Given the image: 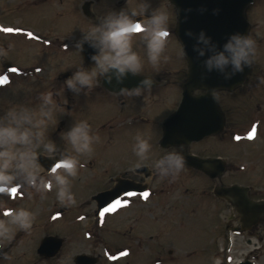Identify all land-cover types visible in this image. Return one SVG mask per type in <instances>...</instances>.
<instances>
[{
	"label": "rangeland",
	"instance_id": "rangeland-1",
	"mask_svg": "<svg viewBox=\"0 0 264 264\" xmlns=\"http://www.w3.org/2000/svg\"><path fill=\"white\" fill-rule=\"evenodd\" d=\"M82 1L0 0V50L6 54L0 56V114L14 104L34 106L39 93L51 91L63 112L57 114V125L47 133L56 144L55 155L70 152L62 133L80 119H86L91 131L100 137L90 156L78 158L82 167L71 180L76 200L73 206L60 205L55 188L44 192L13 187L0 193V219L7 218L9 208L17 207L35 215L30 232L17 230L11 242L0 245L6 249L0 264H74L73 257L80 253L98 255L96 264H236L233 260L244 257L253 264H264V225L259 222L242 230L229 204L212 196L214 179L187 167L174 180L161 179L153 168L154 161L164 154L156 146L161 125L178 104L185 72L181 48L171 32L165 47L168 60L159 66L164 67L163 72L148 64L139 34L133 37V48L143 61L139 74L158 75L165 82L143 91L138 96L142 100H134L135 110L124 108L115 95L103 94L98 88L74 94L64 86L60 75L68 72L71 76L80 68L75 45L83 32L107 12L121 8L139 11L143 2L92 0L93 17L87 20L79 12ZM259 1L263 7L254 19L263 25L264 0ZM149 6L167 11V0H150ZM172 21H168L169 31ZM254 60L256 67L244 84L217 94L225 113L224 130L192 144L191 151L220 156L227 163L221 176L224 184L248 186L249 195L264 199V84L258 82L264 77V39L257 44ZM4 61L14 65L15 71L5 70ZM137 134L148 138L151 145L144 163L151 170L150 191L134 199L136 204L127 201L125 212L111 210L94 217L89 198L93 189L134 166L137 157L132 145ZM41 175L51 179L44 169ZM93 177L104 181L88 179ZM88 186L89 191H81ZM47 234L62 237L63 244L58 254L42 258L35 250Z\"/></svg>",
	"mask_w": 264,
	"mask_h": 264
},
{
	"label": "clouds",
	"instance_id": "clouds-1",
	"mask_svg": "<svg viewBox=\"0 0 264 264\" xmlns=\"http://www.w3.org/2000/svg\"><path fill=\"white\" fill-rule=\"evenodd\" d=\"M149 5L150 0H143L139 11L123 8L111 10L83 32L82 41L88 42L94 49L89 57L94 67L78 68L65 78L64 86L74 94H79L81 90H91L99 76L108 84L115 80V84L121 85L118 91L128 96L138 97L143 91L150 90L153 86L150 77H142L131 88L122 86L126 74L137 76L143 68V61L133 48V37L137 34L147 62L154 70H158L160 64L168 60L165 47L169 14L163 8L151 9ZM184 34L189 38L193 36L190 30ZM75 46L82 51V42ZM192 51L197 57L203 58L205 72H215L227 81L252 65L256 41L247 33L232 32L217 45L201 29L195 35ZM180 54H184L183 48ZM5 55L0 50V56ZM258 82L264 84V77L258 78ZM212 95L215 96L214 90ZM53 96L51 91L39 93L34 106L14 104L0 114V193H6L13 187L27 186L43 189L44 192L55 188L59 204L73 206L76 200L71 191V180L76 178L78 167H82L78 158L90 156L94 145L100 143V137L91 131L86 119L73 122L62 133V139L70 152L58 157L59 163L48 172L51 179L42 178L43 169L38 156L51 158L56 154V144L48 138L47 133L57 125V114L63 113ZM64 103L67 104L66 99ZM150 147L148 138L140 134L134 137L132 151L137 157L135 168L141 167L148 159ZM184 166V157L175 150L164 153L153 163L161 179L169 177L171 180L177 177ZM58 168L63 171L58 172ZM150 181L151 176L145 178V183ZM6 217L0 219V245L11 242L17 230L30 232L35 220V215L25 207L9 208ZM8 258L4 256V259Z\"/></svg>",
	"mask_w": 264,
	"mask_h": 264
},
{
	"label": "water",
	"instance_id": "water-1",
	"mask_svg": "<svg viewBox=\"0 0 264 264\" xmlns=\"http://www.w3.org/2000/svg\"><path fill=\"white\" fill-rule=\"evenodd\" d=\"M176 11V23L174 33L183 48V55L186 59L187 74L181 83V98L175 111L170 114L162 123V137L160 145H183L187 148L192 141H198L205 136L219 133L224 127V114L218 103L216 92L221 90L232 91L240 86L250 74L253 63L250 67L244 68L243 72L237 73L230 80H223L215 72H205L203 58L197 57L192 51L195 43V35L201 29L209 35L217 45L223 42L226 36L232 32L247 33L248 22L244 13L245 7L252 0H169ZM87 5L83 11L87 14ZM193 33L191 38L185 36V31ZM94 49L89 43L82 41V54L86 61ZM88 58V59H87ZM91 62V61H90ZM5 67L12 68L11 64L5 63ZM143 75L133 76L126 74L122 86L134 87ZM154 84V82H153ZM102 86L109 91L119 92L121 85L105 83L102 78ZM214 90L215 96L212 95ZM185 165L201 171L210 178L220 180L225 170L226 163L219 157L201 158L184 151ZM40 165L48 172L57 164L58 156L49 158L46 155L38 156ZM137 172L148 175L146 166L135 168ZM146 186L138 185L125 179H116L113 188L100 191L91 198L96 202L95 216L100 214L104 208L119 196L120 191L126 195L135 192L144 193ZM249 187L237 184L223 185L218 182L214 185L212 193L216 197L227 200L238 216L242 229L255 224L260 217L264 218V199L254 200L248 196ZM63 239L55 235H46L40 240L36 252L38 255L49 258L54 256L60 249ZM5 249H0V256ZM98 257L77 254L74 256L75 264H95ZM240 264H251L246 260Z\"/></svg>",
	"mask_w": 264,
	"mask_h": 264
},
{
	"label": "flooded vegetation",
	"instance_id": "flooded-vegetation-1",
	"mask_svg": "<svg viewBox=\"0 0 264 264\" xmlns=\"http://www.w3.org/2000/svg\"><path fill=\"white\" fill-rule=\"evenodd\" d=\"M259 2H260L259 0H253V2L250 3L245 8L246 18H247V21L249 23V25H248V35L252 36L255 39V41H256V48H257L258 42L261 41L262 39H264V24L262 25V21L260 23H257L256 22L257 19H254V17L257 15L258 11L261 10L260 8L263 7V6L260 7L261 5H258V4H260ZM261 2H263V1L261 0ZM78 8H79L80 14L85 19L90 20L91 17L84 16V14L82 13V11L80 9V5L78 6ZM167 12L169 14V20L168 21L173 20L172 21V23H173L174 20H175V12H174V8L170 6V4L168 3V1H167ZM136 19L139 20L140 17H136ZM78 42H82V38H79V40L76 41V43H78ZM75 48H76V50H77V52L79 54V58L81 60L80 68L89 69L90 67L94 66L92 63H87L84 60L83 55L81 53V50L79 48H77L76 46H75ZM2 66L3 67L5 66L4 63L2 64ZM255 67H256V64H255V60H254V68ZM146 75L151 76L150 74H146ZM69 76H70V74H69ZM153 76L155 77L154 79H156L159 82L160 85H162V84L165 83L160 78V76H158V75H153ZM60 78H64V75H63V77L60 75ZM100 81H101V77L97 78V81H96L94 87L91 90H88V91L91 92V91H94L95 89L98 88L101 92H103L104 91V88L101 86ZM152 88H154V87H152ZM109 94L116 96L118 104H120L121 106H124V108L130 107V108H132V110H135L136 109V107L133 106V104H135V101L138 102L139 99L142 100L141 97H132V96H128V95L122 94L120 92L119 93H114V94L113 93H109ZM105 98H106L105 99L106 102H108L109 96H106ZM58 104H60V106H61V103L60 102H58ZM159 148L162 151H164L163 153H166L168 151H173V150L182 153L183 150H184V148L181 147V146H179V147H177V146H169L167 148H161L159 146ZM197 155H200V154H197ZM145 165H147V164H145ZM134 168L135 167H130L128 170H123L121 172H118L114 176L109 177L107 179H104L105 181L104 180H98L96 177L88 178L90 180L95 179L96 181H99V182L104 181V185L102 187H100L98 189L96 187V188L93 189L94 190L93 194L96 193V192H99V191L111 189L116 184V179H115L116 177H120L122 179H128V180H131V181L135 182L136 184H141L142 185V183L145 181L144 180V176L142 175V173H137L134 170ZM82 180H83V183H87L86 178H83ZM99 182H94V183H99ZM149 186L150 185L147 184L148 190H149ZM89 190H90V186L84 188L81 191L86 192V191H89ZM162 190L163 189H161V191ZM140 196L141 195H139V194H135L133 196H125V195H122L118 199H116V201L114 203H111L110 205H108L106 211L118 210L119 213L120 212H125L126 209H127L126 202L128 201V203L130 205L136 204V203H132V201L134 199L140 197ZM91 202H92V205H93V208L92 209H93V212H94L95 202L93 200H91ZM260 222H262V224L264 225V219H261Z\"/></svg>",
	"mask_w": 264,
	"mask_h": 264
},
{
	"label": "snow or ice",
	"instance_id": "snow-or-ice-1",
	"mask_svg": "<svg viewBox=\"0 0 264 264\" xmlns=\"http://www.w3.org/2000/svg\"><path fill=\"white\" fill-rule=\"evenodd\" d=\"M6 31H10V30L6 29Z\"/></svg>",
	"mask_w": 264,
	"mask_h": 264
}]
</instances>
